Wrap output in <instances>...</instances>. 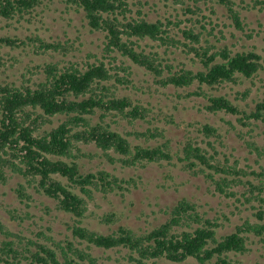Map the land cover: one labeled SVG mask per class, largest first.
<instances>
[{"label": "trees", "instance_id": "16d2710c", "mask_svg": "<svg viewBox=\"0 0 264 264\" xmlns=\"http://www.w3.org/2000/svg\"><path fill=\"white\" fill-rule=\"evenodd\" d=\"M55 1L81 15L91 33L104 35L103 57L83 66L65 64L63 59L45 61L28 71L29 78L22 76L20 84L0 83V184L19 178L13 190L25 205L32 201V194L51 200L57 211L71 216L72 239L66 237L53 247L30 240L24 243L26 238L9 231L0 220V236H4L0 264H102L93 255L94 248L125 251L129 264H187L188 259L198 264H236L233 257L248 253L253 242L264 247V148L251 135L253 124L264 123V95L253 108H241L213 93L242 78H255L263 70L262 57L254 49L233 51L220 45L223 32L218 31L220 38L213 28L206 29L209 17L201 8L221 7L242 31L241 11L264 10V0H170L183 5V20L178 14L173 20L156 21L141 9L133 13L129 0H0V22L32 24ZM3 47H30L39 58L65 57L75 51L72 44L50 42L35 34L25 39L1 36ZM170 50L180 51L184 59H171ZM107 59L114 68L106 65ZM118 60L127 76L112 73ZM3 65L0 57V73ZM132 67L152 78L155 91L173 88L178 100L202 99L203 111L235 116L241 126H249L250 139L242 132L238 137L257 156L260 171H247L224 153L222 160L216 148L217 143L225 147L222 134L209 123L189 124L196 135L188 131L174 149L159 125L174 124L173 116L118 93L119 85L134 86L129 79ZM126 125L131 130L126 131ZM88 146L96 152L84 151L82 147ZM94 157L106 159L120 171L144 170L161 162L174 165L176 160L184 171L201 176L213 194L247 207L251 216L232 233L219 235L223 224L218 218L208 217L196 203L182 198L166 207L165 220L150 230L136 232L125 226L107 234L91 230L82 219L96 194L123 196L138 187L133 177H119L105 168L84 171L81 159ZM115 216L106 214L101 222L112 224ZM12 221H16L13 216Z\"/></svg>", "mask_w": 264, "mask_h": 264}, {"label": "rangeland", "instance_id": "374dc122", "mask_svg": "<svg viewBox=\"0 0 264 264\" xmlns=\"http://www.w3.org/2000/svg\"><path fill=\"white\" fill-rule=\"evenodd\" d=\"M248 1L246 0V2ZM129 3H131L130 7L133 13L141 9L142 13L147 15L151 21L168 17L176 19L178 14L180 15L179 19L183 20L181 11L183 5L180 2L174 4L170 0L167 3L163 0H129ZM210 7L211 4L201 6L203 13L209 17L206 20V29L213 28L214 34L220 38L223 35L220 45H227L233 51L254 49L261 55L263 63V70L259 71L255 78H242L238 84H228L213 93L218 96H226L241 108H244L245 105L253 108L255 102L264 95V10H259L258 7L241 11L244 28L240 31L235 28L221 7L215 4L212 5V8ZM174 9H177V12ZM220 30L223 32L222 35L217 34ZM34 34L50 42L60 41L72 44L75 51L65 57L55 54L54 57L39 58L32 54L33 50H30V47L0 48V57L4 64L1 68L3 72L0 73V83L6 81L20 84L22 76L29 78L28 71L45 61L56 62L63 59L65 64L78 63L83 66L87 62L102 60L104 35L98 32L91 33L83 23L81 15L67 11L65 6L59 2L51 3L50 8L42 12L32 24L13 22L12 25L7 26L5 21L0 22V37L25 39V37ZM211 39L213 41L212 37ZM163 49L160 48L159 51L163 52ZM167 54L171 59H184V55L178 50L172 52L170 50ZM109 60L104 61L106 65ZM125 64L128 63L125 62ZM113 65L107 66L113 67ZM116 65L118 68L112 73H117L120 77L127 76L126 72L120 70L123 65L119 60ZM131 71L132 75L129 79L132 80L134 86L119 85L118 93L129 95L142 103L149 102L155 109H161L164 115L173 116L174 124L161 122L159 125L166 130L165 135L171 140L174 149H177L188 131H192V136L196 135L194 128L189 124L209 123L218 128L222 134L225 147L216 144V148L221 154L224 153L229 157L230 162L238 160L239 167L247 171H260L255 163L257 156L255 153L250 154L245 141L238 137V133L242 132L246 134V140L250 139L247 134L249 126H241L235 116L225 113L213 115L203 111L202 105L205 102L202 99L178 100L173 88L155 91L157 86L153 85L152 78L145 71L134 67L131 68ZM245 93L247 97L244 98L242 95ZM252 126L253 139L264 148V123L260 122L256 126L254 124ZM145 127L146 125H143L142 128ZM125 128L126 131L131 130L129 125H126ZM82 148L86 152H96L92 146ZM220 158L223 160V154L220 155ZM80 162L84 171L105 168L110 172H115L119 177H133L138 183L137 189L125 192L123 196L119 193L110 194L107 197L96 194L95 200L88 204L85 217L82 219L83 225L91 230L104 234L120 226L128 227L136 232L150 230L165 220L166 216L163 210L182 198L196 203L200 207V212H205L208 217L218 218V222L223 224V227L218 230L219 235L232 233L235 226L240 225L246 217L250 218L251 216V211L246 210L247 207L213 194L208 183L201 176L184 171L176 160H174V165L161 162L150 165L144 170L128 171H120L118 167L115 170V166L110 165L104 158H82ZM261 163L264 165V159ZM248 179L253 183L258 182V178L254 180V176H249ZM18 182L21 180L15 177L6 185L0 184V220L2 224L9 231L26 238L24 243L30 240L53 247V243H62L66 237L71 240V231L68 229V225L72 224L71 216L57 211L55 204L41 195L32 194V201L28 205L20 203L13 190ZM242 190L245 191L243 188ZM235 205L239 207V210ZM9 211L13 213L10 214ZM109 213L116 214L115 222L106 225L101 222V219ZM12 216L16 218V221H12ZM3 237L0 236V239ZM249 247L248 253L233 257L236 264H264V247L256 242L250 244ZM33 250L35 249L33 248ZM92 252L99 259L98 262L102 264H129L124 258L125 251H104L94 248ZM186 263L198 264L193 259H188ZM157 264H161V262Z\"/></svg>", "mask_w": 264, "mask_h": 264}]
</instances>
